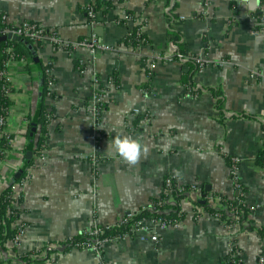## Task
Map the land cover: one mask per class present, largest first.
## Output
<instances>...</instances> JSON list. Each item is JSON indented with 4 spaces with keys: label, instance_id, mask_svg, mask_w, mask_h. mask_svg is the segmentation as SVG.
I'll return each mask as SVG.
<instances>
[{
    "label": "crops",
    "instance_id": "obj_1",
    "mask_svg": "<svg viewBox=\"0 0 264 264\" xmlns=\"http://www.w3.org/2000/svg\"><path fill=\"white\" fill-rule=\"evenodd\" d=\"M95 1L0 0V17L9 25L35 22L70 43L65 47L47 37L34 53L25 49L23 59L5 64L9 132L20 149V175L13 179L26 175L28 181L15 205L16 225L25 232L18 244L9 238L0 246V262L98 264L92 249L67 248L66 239L94 222L116 225L156 197L170 176L202 188L182 202L180 225L158 228L156 243L147 232L107 243L104 261L258 264L264 249L257 232L264 227V167L256 161L264 142V26L255 13L264 16V2L210 0L206 7L204 0H111V7L89 17ZM126 11L133 19H125ZM136 25L148 43L123 45ZM175 34L182 53L207 60L191 72V88L183 82L189 64L170 59ZM39 64L48 67L49 77L44 159L36 152L38 132L29 141L24 124L40 108ZM96 95L104 98L100 106L93 102ZM92 131L99 133L97 142L88 138ZM118 135L140 138L147 147L136 165L106 152ZM225 155L238 159L235 175L247 204L257 206L247 224L231 232L216 217L192 215L193 205L208 193L238 198ZM27 254L28 260L20 259Z\"/></svg>",
    "mask_w": 264,
    "mask_h": 264
},
{
    "label": "built area",
    "instance_id": "obj_2",
    "mask_svg": "<svg viewBox=\"0 0 264 264\" xmlns=\"http://www.w3.org/2000/svg\"><path fill=\"white\" fill-rule=\"evenodd\" d=\"M112 1L116 2L118 0H112ZM209 3H210V0H204V5L206 7ZM87 14L89 17H93L94 16L93 9L88 8ZM125 18L133 19L132 16H129V15H125ZM2 20L5 24H7V26L0 29V36L6 35L8 33H11V34L16 35L18 37L29 36L33 40L34 43L41 41L47 37H51L55 43L63 44L65 47L68 46L67 44H70L69 42H62L60 40V38L56 35L55 31L48 30L45 27H42L41 25H39L38 23L30 22V21H22L16 25H9L6 21L5 16L2 17ZM142 23H143V21L140 22V24H142ZM132 31L133 30H130L127 33V35H131ZM136 34H137V37L140 38L139 39V45L146 44L145 39L143 37H141V35H144L141 31V27L136 32ZM96 43H97L96 34H92L91 38H90V44L94 45ZM6 52L9 53V57L5 61V64L8 61L14 59V54H13L14 48L9 46L6 49ZM177 56H178V61H181V62H185V61L190 60V59L193 60L198 65V70H202L204 65L206 64V61H207L204 58H201L198 56H189V55H185L184 53H178ZM20 59H23V57ZM170 59H172V60L175 59L174 54L172 56H170ZM3 76H4V79L7 83V86L4 88V90H5L6 94H8L9 93V82H8V79L6 76V70L4 71ZM103 100H104V98L100 95H96L93 97V102H95V104H98L99 106L102 104ZM99 106L97 108H95L97 113L99 112ZM47 117L49 120V114H47ZM29 122H30V120H28V119H26L24 121V124L26 127H28ZM98 134H99L98 132L92 131L89 134L88 138L95 140L97 142V140L95 138L98 136ZM10 136H11V134L9 132V114L7 111L4 115H0V140L2 138L7 139V142H6L7 147L5 149H2V150L0 149V195L6 189L9 190L8 197L10 199V207L7 208L4 216H5V218L13 217L11 226H12V229L15 230V234L12 238H10V240L14 244H18L20 242L25 230H24L22 224L19 223L18 225H16L17 224L16 223L17 212L12 211V209H16L15 205L17 204V202L19 201V198L23 194L24 186L28 181V176L26 177V175H25L23 177H20L19 179H16V180L13 179L14 178L13 176H15V174L18 171V159H19L20 149L15 144V141L13 140V136H11V137ZM17 136L20 137L21 134H19ZM45 140H44L43 144L41 145V147L39 149H37V151H36L39 159H44ZM261 149L264 150V142L262 144ZM90 157H91L92 163H95L96 155L91 154ZM263 161H264V153H263ZM231 162H232V164L230 167H231L233 186L237 190V192L239 193V196H242L241 198H236V200L239 199L238 200L239 203L242 206H244V208H246V213H247L246 218H243L244 208L243 209L242 208L233 209L232 207H228V205L225 202H222L221 197L218 196L217 194H214V193H208V195L205 196L207 198V201H208V206L211 208L222 207L227 212L225 217H221V215L219 213H215L213 215L209 214L204 208H202L200 206L193 205V208H192V215H193L194 219H198V218H201L202 216H206V215L216 217L229 232L238 229L241 224H247V222L245 220L249 219L248 218L249 215L253 214L256 210V207H257L255 205L247 204L243 188L240 185V183H239V181L235 175L236 167L238 164V159L231 157ZM5 172H7V173H5ZM171 179H172V177H170V176L165 178L156 198H159V195L161 192H163L165 195H168V196L164 197L162 200L159 198L157 204H155V205H153V203L149 200L148 203L145 206L141 207L140 209L141 210H148L150 212L159 213L162 205H164V204H168L169 206L176 205L177 202H176L175 198L172 195H170L171 188H172ZM174 181H175V190L179 194H183V193L186 194V197L180 199V201L178 202V205L180 206V212L181 211L184 212L182 202L184 201V199L187 198V195L189 194V192L190 191H196V192L201 193L202 188H200V186L192 185L191 189H189L188 191H185L183 185L176 182V180H174ZM140 209L135 211V212L125 213V215L119 219L117 224L130 222V220L133 219L134 215L136 213H138L140 211ZM2 219L3 218L0 216V221ZM181 221L182 220H174L173 222L167 223L160 218H155L152 216H145V217L141 218L140 220H138L137 222H131L130 223V229H129L128 233H125L122 235H117V236H114L112 238H104V239H98V238H96V236L101 234L103 232V229L109 228L110 225L94 222L93 225L87 231L90 233V235H93L95 237V239H94L93 243L89 244L85 248H90L95 252V254L97 255L98 260H99L98 264H108L103 259V246H105V244L110 243V242H114V241L122 240L128 234L134 233V232H136V233H139V232L150 233L149 234L150 239L156 243V242H158V239H159V236L157 234L158 228L167 227V226L177 228L180 225ZM228 249H229L230 255L232 257L235 256L234 245L232 244V242H229ZM257 263L258 264H264V249L261 251L260 255L258 256V262ZM3 264H6V263L3 262Z\"/></svg>",
    "mask_w": 264,
    "mask_h": 264
},
{
    "label": "trees",
    "instance_id": "obj_3",
    "mask_svg": "<svg viewBox=\"0 0 264 264\" xmlns=\"http://www.w3.org/2000/svg\"><path fill=\"white\" fill-rule=\"evenodd\" d=\"M262 2H264V0H261ZM111 7V0H96L95 4L93 5V11L97 10L100 7ZM127 15H132V13L130 11H126L125 12ZM257 15V21H259V23L264 26V16L260 11H257L255 13ZM126 19V18H125ZM124 19L120 18L118 19V23H122ZM7 24H5L2 20V17H0V29L6 27ZM140 25H136L135 27H133V31L131 35H126L122 40L121 43L125 46H131V47H136L139 45V37H137L136 32L139 30ZM141 37H143L145 39V43H148V39L146 36L141 35ZM178 39L179 36L177 34H175L173 36V40L175 42V44L177 45V49L175 51L174 60H178V53H182V47L180 46V44L178 45ZM40 43L39 41L34 43L33 40L29 37V36H22L20 38V40H5V41H0V115H4L7 111L8 108L10 106V104L12 103V101L10 100L8 94H6L4 88L7 86V83L4 79L3 73L5 71V61L7 60V58L9 57V53L6 52L7 47L11 46L14 48V58H22L25 56V52L24 50L27 49L29 52L34 53L35 50V46ZM186 63L189 64L190 66V70L185 74V76L183 77V82L185 83V85L189 88L192 87L191 86V81H190V74L194 69H198V65L193 61V60H187ZM40 67V78H41V102H40V108L38 110V113L30 120L29 124H28V130L26 131V136L28 137L29 141H33L34 136H36V133L38 132V136L37 137V146H36V150L39 149L41 147V145L43 144L44 140L47 137V124H48V117H47V112H46V106H45V98L47 95V91H48V81H49V77L46 74V68H48L47 66H42L39 64ZM220 100V99H219ZM220 107V105H218V108ZM220 109V108H219ZM33 124L36 126L37 130L33 133L32 136L29 135V132L31 131V128L33 126ZM11 137V136H10ZM7 139L2 138L0 140V149H5L7 147L6 145ZM263 153L264 150L261 149L258 156H257V163L260 164L261 166H264V161H263ZM225 159L227 160L228 164H232L231 162V157L228 155H225ZM168 177V176H166ZM163 179V182L165 180V178ZM175 179H171L172 182V188H171V192L170 195H172L175 200H176V205L173 206H169L168 204H164L162 205L160 212L156 213V212H150L148 210H141L136 213L133 217L132 220H130V222H126V223H122V224H116L114 226H110L107 229H103V232L101 234H99L98 236H96V238L98 239H104V238H112L114 236L117 235H122L125 233L129 232L130 229V223L131 222H137L138 220H140L141 218L145 217V216H152L155 218H160L163 221L169 223V222H173L174 220H182L185 217V212L181 211L180 212V206L178 205V202L180 201V199L186 197V194H179L176 190H175ZM192 188V185L189 186H184V190L188 191L189 189ZM8 193L9 190L6 189L1 195H0V216L3 218L0 221V246L3 247L4 242L9 239L12 238L15 234V230L10 229V224L12 222L13 217L10 218H5L4 214L7 210L8 207H10V199L8 197ZM168 195H165L163 192L160 193L159 198L162 200L164 197H166ZM242 196H238V198H241ZM156 197H151L150 201L153 203V205L157 204L158 199ZM222 202H225L228 207H232L233 209H240V208H244V206H242L239 203V199L238 200H229L226 199V197H221ZM197 206H200L202 208H204L209 214H215V213H219L221 215V217H225L226 216V210H224L222 207L220 208H211L208 206V201L206 197H203L198 203ZM12 211H16V209H12ZM246 208H244V214H243V218H246ZM250 220H249V227H253L252 224H250ZM257 232L258 234L264 238V227H259L257 228ZM95 237L93 235H90V233L87 230H83L81 233L66 239L65 241V245L67 248H72V247H76V248H85L87 247L89 244L93 243ZM20 259L23 260H28V254L27 255H23L20 256ZM0 264H3V262H0Z\"/></svg>",
    "mask_w": 264,
    "mask_h": 264
},
{
    "label": "clouds",
    "instance_id": "obj_4",
    "mask_svg": "<svg viewBox=\"0 0 264 264\" xmlns=\"http://www.w3.org/2000/svg\"><path fill=\"white\" fill-rule=\"evenodd\" d=\"M259 0H255L258 4ZM251 5V7H255ZM147 147L141 143L140 138H132L127 135H118L112 141L108 142L106 152L109 154L117 155L125 163L134 166L138 163L142 154H146Z\"/></svg>",
    "mask_w": 264,
    "mask_h": 264
},
{
    "label": "water",
    "instance_id": "obj_5",
    "mask_svg": "<svg viewBox=\"0 0 264 264\" xmlns=\"http://www.w3.org/2000/svg\"><path fill=\"white\" fill-rule=\"evenodd\" d=\"M21 37H18L16 35H13L11 33H8L6 35H1L0 36V41H5V40H20ZM34 60H37L36 58ZM35 131V125L33 124L32 128H31V133L30 135H32V133ZM30 152H28L27 156L30 157ZM20 175V172H18L16 174V177H18ZM206 191H209L210 190V186L209 185H205V188H204ZM126 213H129V212H126Z\"/></svg>",
    "mask_w": 264,
    "mask_h": 264
}]
</instances>
